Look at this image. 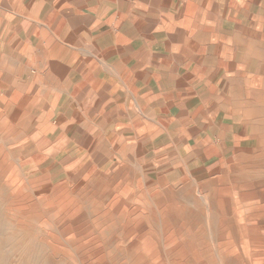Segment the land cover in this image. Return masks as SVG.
I'll return each mask as SVG.
<instances>
[{
	"label": "crops",
	"instance_id": "0c3cea01",
	"mask_svg": "<svg viewBox=\"0 0 264 264\" xmlns=\"http://www.w3.org/2000/svg\"><path fill=\"white\" fill-rule=\"evenodd\" d=\"M1 131L21 164L145 186L241 161L264 148V0H0Z\"/></svg>",
	"mask_w": 264,
	"mask_h": 264
},
{
	"label": "rangeland",
	"instance_id": "374dc122",
	"mask_svg": "<svg viewBox=\"0 0 264 264\" xmlns=\"http://www.w3.org/2000/svg\"><path fill=\"white\" fill-rule=\"evenodd\" d=\"M0 132V264H264V148L182 180L28 166Z\"/></svg>",
	"mask_w": 264,
	"mask_h": 264
}]
</instances>
